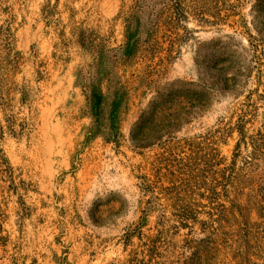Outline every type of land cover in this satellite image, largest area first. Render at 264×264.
Wrapping results in <instances>:
<instances>
[{
	"label": "rangeland",
	"instance_id": "374dc122",
	"mask_svg": "<svg viewBox=\"0 0 264 264\" xmlns=\"http://www.w3.org/2000/svg\"><path fill=\"white\" fill-rule=\"evenodd\" d=\"M237 2L238 16L247 19L250 33L255 34L248 22L254 0ZM5 4L14 17V46L22 55L14 81L27 85L30 100L23 103L14 92L6 112L14 117V131L5 132L1 144L16 181L23 184L16 192L3 185L0 193V264H127L133 250L142 255L146 249L136 239L125 247L121 237L139 215L137 175L149 176L148 161L155 151H136L130 144L131 127L159 86L177 78L197 80L195 52L200 64L223 66L212 53L231 45L250 64L245 29L202 25L189 18L183 25L192 35L184 40L187 35L179 31L181 39L172 48L173 54L179 51L177 58L155 75L150 86L139 81L140 61L118 68L131 88L129 110L121 126L123 136L119 144L102 137L85 144L83 133L91 117L84 92L75 84L74 71L90 56L76 45L74 31L80 26L93 27L111 46L118 45L123 40L121 12L130 8L132 0H0V25L6 17ZM228 35L233 39L229 46L214 42H226ZM251 66L242 88L235 94H217L203 114L174 135L192 136L212 128L219 117L232 118L247 96L255 114L249 128L255 129L262 118L264 77L257 82L255 65ZM0 123H5L2 112ZM234 142L235 134L219 144L221 153L230 157ZM156 221L154 212L145 231H154ZM185 232L174 229L170 222L164 224L156 264H181L188 253Z\"/></svg>",
	"mask_w": 264,
	"mask_h": 264
},
{
	"label": "trees",
	"instance_id": "16d2710c",
	"mask_svg": "<svg viewBox=\"0 0 264 264\" xmlns=\"http://www.w3.org/2000/svg\"><path fill=\"white\" fill-rule=\"evenodd\" d=\"M238 7L237 0H132L130 8L121 12L123 40L116 46H111L108 38L93 27H76L74 41L90 56L74 71L75 84L84 92L91 117L83 143L102 137L105 142L119 144L131 88L118 68L140 61L139 81L150 86L155 75L177 58L179 51L173 54L172 48L181 39L179 31L187 35L184 40L192 35V30L183 25L189 18L202 25L228 24L245 29L250 61L255 65L257 82L261 83L264 0H254L250 7L248 22L255 34L250 33L247 19L238 16ZM3 13L6 17L0 25V112L5 123H0V193L3 185L16 192L23 184L16 181L1 144L5 132L14 131V117L6 114L11 108L12 93H18L23 103L30 100L27 85L14 81L22 55L14 46V17L7 4ZM232 41L228 35L226 42H214L229 46ZM211 57L225 64L204 66L195 52L197 80L177 78L159 86L131 127L132 147L136 151H155L148 161L149 176L137 175L139 215L121 237L125 247L136 239L146 249L142 255L133 250L127 264H156V246L166 222L178 231H186L183 242L188 253L181 264H264V97L262 118L255 129L249 128L255 114L247 96L232 118L219 117L212 128L192 136L174 135L203 114L217 94H235L251 75L253 66L246 64L231 45L223 51L215 50ZM233 134V150L226 157L219 144ZM154 212L155 230L146 232Z\"/></svg>",
	"mask_w": 264,
	"mask_h": 264
}]
</instances>
